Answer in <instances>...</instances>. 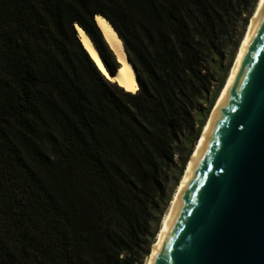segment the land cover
<instances>
[{
    "label": "trees",
    "instance_id": "1",
    "mask_svg": "<svg viewBox=\"0 0 264 264\" xmlns=\"http://www.w3.org/2000/svg\"><path fill=\"white\" fill-rule=\"evenodd\" d=\"M254 3L0 0V264H142L165 170L181 142L191 154L218 91L205 96L210 62L239 21L230 63ZM95 16L121 39L135 93L82 47L75 25L115 74Z\"/></svg>",
    "mask_w": 264,
    "mask_h": 264
},
{
    "label": "water",
    "instance_id": "2",
    "mask_svg": "<svg viewBox=\"0 0 264 264\" xmlns=\"http://www.w3.org/2000/svg\"><path fill=\"white\" fill-rule=\"evenodd\" d=\"M147 264H264V0H257Z\"/></svg>",
    "mask_w": 264,
    "mask_h": 264
},
{
    "label": "rangeland",
    "instance_id": "3",
    "mask_svg": "<svg viewBox=\"0 0 264 264\" xmlns=\"http://www.w3.org/2000/svg\"><path fill=\"white\" fill-rule=\"evenodd\" d=\"M255 2H256V0H255ZM252 9H254V5L252 6ZM251 14H252V11H251ZM240 16H241L240 18H244L245 17V13H241ZM250 17H248V19H247L248 22H249ZM234 28H235L234 32H232V37L233 38L231 37L232 39L230 41H228L226 44H223L222 46L218 47V49H219L218 52L220 54V61L210 62V68L213 71L214 77H212V79H211L212 81H211L210 89L208 90L207 94L205 95L206 98L210 99V97L213 96L214 90H216V88L218 86L219 87H218V91H217V93H216V95L214 97V100H213V102L211 104V107L209 108L206 116L204 117L201 132L203 130V126H204L206 120L208 119L209 114L211 113V111L213 109V106H214V104H215V102H216V100L218 98V95H219V93H220V91H221V89H222V87L224 85V82H225V80L227 78L229 69H230V67H231V65H232V63L234 61V57H235L237 48H235V50L233 52V56L231 58V61L227 65V62L229 60V54L232 51V45L231 44H232V42H234V38H235L234 36L236 34L235 31L238 32L240 30L239 21L236 22ZM245 29H246V26H245ZM245 29L242 32L241 38L239 40V43H240V41L242 39V36L244 34ZM239 43H238V46H239ZM221 79H222V81L220 83ZM219 83H220V85H219ZM200 105H201V108H205L208 105V102L204 100L203 102H201ZM195 119L198 121L200 119V117L196 114L195 115ZM196 127H197V122L194 124L193 129L196 128ZM185 132H187L186 129H185ZM201 132H200V134H201ZM200 134H199V136H200ZM198 137L196 138V140H195V142L193 144L192 152L194 150V147H195V144H196V142L198 140ZM189 148H190L189 145L185 144V142H181L179 144L178 153L174 155L172 164L169 166V168H167L165 170V173L163 175V181H164L165 186H164V192L162 194L161 205L158 208L160 210L161 216H160V220H159V225L157 227V231L159 229L161 219H162L164 213L166 212V210L168 208V205H169V203L171 201V198H172V196H173V194L175 192V189L177 188V185H178V183L180 181V178L183 175V172H184V170H185V168L187 166V163H188V161L190 159V156L192 154V152H191V154L188 156V158H187V156L184 157L187 154ZM183 160H186V161L182 164L181 161H183ZM181 167H182V169H181V171L179 173V170H180ZM166 199H167V201H166V203H164ZM152 226H153L152 228H154L155 224L153 223ZM156 234H155V237L153 239V242H154V240L156 238ZM152 244H151V246L149 248L148 254L143 258L142 264H145V262L147 261L148 255L150 254V250H151Z\"/></svg>",
    "mask_w": 264,
    "mask_h": 264
},
{
    "label": "bare ground",
    "instance_id": "4",
    "mask_svg": "<svg viewBox=\"0 0 264 264\" xmlns=\"http://www.w3.org/2000/svg\"><path fill=\"white\" fill-rule=\"evenodd\" d=\"M256 3H257V0H256ZM256 3L254 5V9L252 11L251 17L254 14ZM249 21H250V19H249ZM95 22H96L97 26L99 27V29L101 30L105 41L108 43L110 48L114 51L118 61L120 62V66L117 68L118 70L116 71V73L113 76H111L108 73L102 58L100 57L98 51L94 47L90 38L86 35V33L82 30V28H80L79 26H76L75 28H76L77 36H78L80 43L82 44V47L85 49V51L87 52L89 57L95 63L96 67L99 69V71L105 77H107L110 81L115 82L118 86L122 87L126 91H129L131 93H135L138 90V83L136 80V74H135L134 68L132 67L131 63L129 62V60L127 58V54H126V51L124 50L121 39L118 37L117 33L112 28V26L109 24V22L107 20H105L104 18H102L101 16H96ZM248 24H249V22L246 25V29H247ZM246 29L244 31V34L246 32ZM244 34L242 36V39L244 37ZM242 39H241L239 46L237 48V51H236V54L234 57V61H235L238 49L240 47V44L242 42ZM234 61H233V63H234ZM233 63H232V65H233ZM232 65H231V67H232ZM231 67H230V69H231ZM230 69H229V72H230ZM229 72H228V74H229ZM206 122H207V120H206ZM206 122H205V124H206ZM205 124H204V126H205ZM204 126H203V128H204ZM199 137H198V139H199ZM196 144H197V142H196ZM196 144H195V146H196ZM180 180H181V178H180ZM177 187H178V185H177ZM176 189H175V191H176ZM174 194H175V192H174ZM174 194H173V196H174ZM173 196H172V198H173ZM172 198H171V200H172ZM170 203H171V201H170ZM170 203H169V205H170ZM169 205H168V207H169ZM166 212H167V210H166ZM166 212L164 213V215L161 219L159 230L157 232L156 238L160 233L163 218H164ZM156 238H155V240H156ZM151 253H152V247H151L150 254L148 255V258H147V261L145 262V264H147Z\"/></svg>",
    "mask_w": 264,
    "mask_h": 264
}]
</instances>
